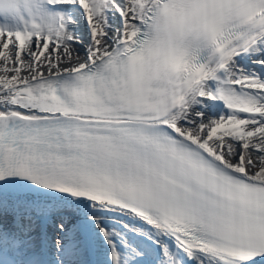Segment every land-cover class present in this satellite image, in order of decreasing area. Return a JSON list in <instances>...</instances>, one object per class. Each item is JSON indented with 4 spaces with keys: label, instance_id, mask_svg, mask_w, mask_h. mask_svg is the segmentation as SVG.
<instances>
[{
    "label": "snow or ice",
    "instance_id": "obj_1",
    "mask_svg": "<svg viewBox=\"0 0 264 264\" xmlns=\"http://www.w3.org/2000/svg\"><path fill=\"white\" fill-rule=\"evenodd\" d=\"M0 264H264V0H0Z\"/></svg>",
    "mask_w": 264,
    "mask_h": 264
}]
</instances>
